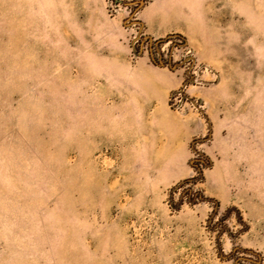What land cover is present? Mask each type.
<instances>
[{"label":"rangeland","instance_id":"1","mask_svg":"<svg viewBox=\"0 0 264 264\" xmlns=\"http://www.w3.org/2000/svg\"><path fill=\"white\" fill-rule=\"evenodd\" d=\"M0 264H264V0H0Z\"/></svg>","mask_w":264,"mask_h":264}]
</instances>
